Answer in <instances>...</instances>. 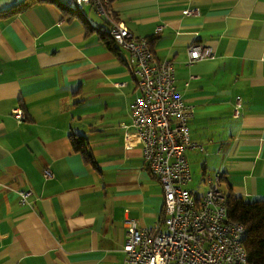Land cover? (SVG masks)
I'll list each match as a JSON object with an SVG mask.
<instances>
[{"label":"crops","instance_id":"0c3cea01","mask_svg":"<svg viewBox=\"0 0 264 264\" xmlns=\"http://www.w3.org/2000/svg\"><path fill=\"white\" fill-rule=\"evenodd\" d=\"M24 1L0 0V264H124L125 221L155 228L165 215L163 187L123 126L139 93L129 53L101 38L91 4L82 18L49 0L8 12ZM109 1L157 60L172 62L194 105L191 137L204 149L187 152L189 188L202 197L206 175L221 172L238 196L264 199V0ZM195 44L215 57L192 62ZM78 136L95 164L75 150ZM23 189L34 191L29 205Z\"/></svg>","mask_w":264,"mask_h":264},{"label":"built area","instance_id":"2783aa9c","mask_svg":"<svg viewBox=\"0 0 264 264\" xmlns=\"http://www.w3.org/2000/svg\"><path fill=\"white\" fill-rule=\"evenodd\" d=\"M86 4L93 6L105 25L92 23L108 30L129 53L127 61L139 93L130 105L132 123L123 126L134 129L143 146L145 166L159 179L165 194L163 226L140 227L134 218L125 221L124 264H250L245 247L248 229L229 216L222 173L206 175L208 189L202 197L189 188L192 170L187 152L203 150L204 145L192 140L189 122L194 105L177 89L172 62L157 60L149 41L118 19L109 0H66L68 7L81 12ZM214 57L212 47L195 44L190 49L192 62ZM240 105L239 101L237 115ZM13 115L19 122L27 120L21 108L14 109ZM44 174L53 176L50 167ZM33 192L21 190L20 204H31Z\"/></svg>","mask_w":264,"mask_h":264},{"label":"trees","instance_id":"16d2710c","mask_svg":"<svg viewBox=\"0 0 264 264\" xmlns=\"http://www.w3.org/2000/svg\"><path fill=\"white\" fill-rule=\"evenodd\" d=\"M37 1L44 0H25L8 12H10V14L20 12ZM49 1L56 2L67 16H79L82 18L80 11L67 7L59 0ZM99 34L101 35V38L107 42L109 47L116 46V42L109 32L99 30ZM72 144L76 151L82 153L87 162L95 164V160L92 153L87 149L83 136L73 138ZM223 191L226 194L230 218L243 223L248 229L245 247L248 252L249 263L264 264V199L254 201L245 200L243 197L235 194L228 185H225L224 179Z\"/></svg>","mask_w":264,"mask_h":264},{"label":"rangeland","instance_id":"374dc122","mask_svg":"<svg viewBox=\"0 0 264 264\" xmlns=\"http://www.w3.org/2000/svg\"><path fill=\"white\" fill-rule=\"evenodd\" d=\"M63 1H66V0H63ZM117 43V42H116ZM135 77V76H134ZM136 78V77H135ZM236 111H235V114H237V108L235 109ZM144 152V151H143ZM144 157V156H143ZM144 163H145V159H144ZM145 165V164H144ZM146 167V166H145ZM147 168V167H146ZM193 168H194V166H193ZM193 170V169H192ZM150 171V170H149ZM151 172V171H150ZM152 173V172H151ZM197 173H199V174H201V172L200 171H197ZM154 175V174H153ZM155 176V175H154ZM156 177V176H155ZM207 184V183H206ZM204 187V186H203ZM205 188V187H204ZM165 195V194H164ZM19 198H20V195H19ZM20 203V202H19ZM22 205V204H21ZM126 243V242H125ZM125 246V245H124ZM124 251H125V249H124ZM126 252V251H125ZM126 256H127V252H126Z\"/></svg>","mask_w":264,"mask_h":264}]
</instances>
